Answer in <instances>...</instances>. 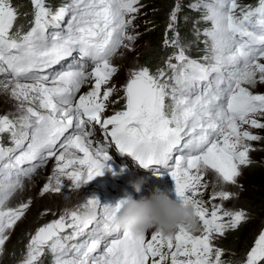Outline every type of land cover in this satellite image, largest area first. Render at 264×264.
<instances>
[{
	"label": "snow or ice",
	"instance_id": "6c2138e0",
	"mask_svg": "<svg viewBox=\"0 0 264 264\" xmlns=\"http://www.w3.org/2000/svg\"><path fill=\"white\" fill-rule=\"evenodd\" d=\"M31 4L25 30L17 24L20 6L0 0V92L16 101L18 113L0 114V256L32 203L8 204L25 178L54 158L40 195L67 196L111 170L114 144L154 175L172 178L177 199L196 209L199 234L183 226L174 235L122 229L114 218L123 199L102 203L91 197L38 227L19 264H41L46 250L52 264H264V229L243 259H224L215 240L247 222L248 214L214 203L235 195L217 190L216 182L236 185L242 166L254 163L250 142L264 140L250 130H264V92L253 90L264 85V0H193L187 7L203 11L188 43L178 31L182 3L176 0L163 41L173 51L155 71L129 69L123 96L115 100L118 89L109 84L118 67L112 58L121 48L132 50L140 35L134 21L141 0H69L55 9L48 0ZM199 43L204 55L193 58L190 49ZM66 58L72 62L53 70ZM110 100L123 106L105 116ZM88 124L98 125L108 142L94 145ZM209 170L216 182L206 202ZM65 180L71 181L68 191Z\"/></svg>",
	"mask_w": 264,
	"mask_h": 264
},
{
	"label": "rangeland",
	"instance_id": "374dc122",
	"mask_svg": "<svg viewBox=\"0 0 264 264\" xmlns=\"http://www.w3.org/2000/svg\"><path fill=\"white\" fill-rule=\"evenodd\" d=\"M20 2L23 6L25 7L29 6L32 9L31 0H20ZM208 2H210V0H208ZM239 2H243V4H250L253 2V0H239ZM174 3H176V0H174ZM15 4L16 3H14V5ZM143 9L142 11H146L145 9L144 10ZM148 11L151 13L150 9H148ZM190 11L191 12L193 11L194 15L198 19L203 9L202 11H194L190 9ZM143 18H147V16H144ZM136 19L138 20L140 18H136ZM18 21L20 22L19 19ZM147 23H148L147 21L141 22L139 26H137L135 32L141 33V35L138 39H136L133 42L132 50L122 48L112 58V61L121 67V72L118 76L115 77V82L110 84V86L115 85L118 89V91L113 95L111 100H115L117 99V97L123 96V85L126 83L128 70L143 66L144 58L142 57L141 52H143L145 48H148V46H151L150 43L154 41V37H151L149 41H144V33L146 31L145 26L147 25ZM17 24L19 23L17 22ZM200 26H202V23L199 25V27ZM164 38L165 36H160L158 38L159 43L163 46H164L163 44ZM188 42L189 41L187 40L183 41V43H188ZM151 53L153 54L156 53V50H151ZM189 55L192 56L190 52ZM0 79H3V77H0ZM253 90L256 92H264V85H258ZM111 100L109 101V106L114 107L115 104L113 105L111 103ZM15 105H16L15 100L10 98L7 94L0 92V114L8 113V112L18 114L16 113ZM117 105L123 106V101L121 100L119 103H117ZM245 127H249V126H245ZM250 130L256 134L264 136V130H260V129H250ZM3 139L4 142H6L8 138L6 139L3 138ZM262 142H264V140L250 142L253 145V148L256 149L250 153L252 160L258 159L259 161H262L263 158L259 157V154L264 155V152L261 151ZM10 143L11 142H9L8 144ZM259 147L261 148L258 149ZM54 163H55L54 158L48 159L47 165L38 168L37 171L32 175L31 179L28 178L24 179L23 189L17 190V192L8 201L9 206H16L20 202H26L29 199H31L32 203L30 204L25 215L21 218L20 221L17 222V224L11 230V234L5 245V253L2 256H0V264H19V261L23 258V255L26 252V245L29 242L31 235L35 233L38 227L43 226L45 223L50 222L54 218H57L63 209L68 207H69L68 209L74 208L80 205L81 203H83L86 198H91V197L98 198L102 203H108L110 201V198H108L110 194V190L112 194L115 193L113 188L110 185L108 186V184H106L105 180L101 176H97L92 181H89L87 184L83 185L79 190H72L70 194H68L67 196L64 191H62L59 194L49 192L41 196L40 195L41 188L43 184L47 182L48 176L51 175L54 167ZM245 171H246V166H242V174L237 178V184L232 185V184H220L219 182H216V174L213 171L209 170L206 176L204 177V179L207 182H209V188L204 191L203 199L206 202L208 201L209 195L212 191V183L216 182L217 190H219L222 187L224 190L234 193L235 195L230 197V199L227 201H220L219 199H217L216 201H214V203H222L224 208L226 209L241 210L242 206L244 205V200L248 198V192L246 188L244 189L242 188L240 182V181H244L246 184L248 181L247 177L250 176V173L249 170H247L246 172ZM112 179L113 181L116 182H119V180L121 181L120 177H114ZM64 183L66 185L64 190L68 191L67 185H70L71 181L65 180ZM90 189L92 190L90 191ZM251 190L255 191L259 189H257V187H254L251 188ZM260 191L261 192H259L258 195L264 197V192L262 190ZM169 196L175 199V197L172 194H170ZM75 199H77V201H75ZM64 200H67L66 205L64 203ZM46 209H49L51 211L48 212L47 214H42L45 212ZM262 212H264V205L262 206L258 214H255V212L254 213L247 212L249 219L247 220V222H243V224H247L248 222L250 223L242 228L241 239L240 241H238L237 248L234 251L236 254L233 253L230 245L224 247L223 249L225 250V255H224L225 260H229V259L233 261L241 260L240 256L237 254L243 247V243H242L243 238L244 241L246 242V245L249 246L248 249L250 250L251 246L254 243V240L251 243L247 241L251 236H253L256 230L260 231L261 229L264 228V217L260 218ZM68 231L71 230L69 229ZM197 234L199 233L197 232ZM223 237H218L215 240L217 246H219V243ZM223 240L224 238L222 239V241ZM52 260H53L52 254L46 250L45 254L41 259V264H52Z\"/></svg>",
	"mask_w": 264,
	"mask_h": 264
},
{
	"label": "clouds",
	"instance_id": "9594fccd",
	"mask_svg": "<svg viewBox=\"0 0 264 264\" xmlns=\"http://www.w3.org/2000/svg\"><path fill=\"white\" fill-rule=\"evenodd\" d=\"M147 34L148 31L144 35L150 40ZM128 183L136 193H142L146 178L135 176ZM121 199L124 202L115 213L114 222L122 229L134 232L157 229L165 235H174L180 226L192 232L201 229L193 205L171 198L159 186H155L147 195H140L138 199L131 193Z\"/></svg>",
	"mask_w": 264,
	"mask_h": 264
},
{
	"label": "trees",
	"instance_id": "16d2710c",
	"mask_svg": "<svg viewBox=\"0 0 264 264\" xmlns=\"http://www.w3.org/2000/svg\"><path fill=\"white\" fill-rule=\"evenodd\" d=\"M68 1L69 0H48V3L52 7H59L61 4L66 3ZM13 2L21 4L20 0H13ZM192 2L193 0H181V3H182V10L180 13L181 22H179L178 25H179V31L181 34L182 41L184 40L191 41L194 39L192 35L193 21L196 20L197 17L194 15L193 11L191 12L189 7H187V5ZM143 3L146 8L149 7L152 9L151 19L153 21L155 29L148 30L147 35L150 38L154 37L155 42H152L151 49L144 50L141 53H142V57H145V60H146L145 65H148L152 67L153 69H155L157 68L159 64L162 63V58L164 57L165 52H166L165 48H163L161 44L159 43L158 38L162 34L165 22L168 17V13L174 4V0H143ZM185 16L189 17L187 21H185L184 19ZM23 23H25V20H22V24ZM203 27L200 26V28H203ZM203 39L204 38L201 37V41ZM204 47L205 46L203 43L193 44L190 49V53L192 57L197 58V57L203 56ZM151 50H156V53L154 54L151 53ZM261 147H262L261 151L264 152V142L261 143ZM261 147H259L258 149H260ZM259 157L263 158L262 161H259L258 159H254L253 160L254 163L248 166L250 176L247 177L248 181L246 184H243V187H242L243 189L246 188L248 192V198L244 200V207L252 213L255 212V214H258L262 206L264 205V197H261L258 195V193L261 192L260 190L264 192V155L259 154ZM254 187H257V189L259 190L252 191L251 188H254ZM242 228L243 227H240L236 229L235 231H233L232 233H229L222 241V244L224 246L230 245L232 248V251H235L237 248V243L241 239ZM245 240H248V239H245ZM242 243H243V247L239 251V254H242L243 250L247 247L246 242L244 241V238L242 240Z\"/></svg>",
	"mask_w": 264,
	"mask_h": 264
},
{
	"label": "bare ground",
	"instance_id": "6f19581e",
	"mask_svg": "<svg viewBox=\"0 0 264 264\" xmlns=\"http://www.w3.org/2000/svg\"><path fill=\"white\" fill-rule=\"evenodd\" d=\"M129 180L131 179L130 177L128 178ZM126 181L127 180H119V182L122 184V185H125V183H126ZM119 182H116V185L117 186H119L120 185V183ZM109 186V185H108ZM153 186H155L154 184H153ZM92 189H90V191H91ZM84 192H85V190H84ZM79 193V192H78ZM62 194H64V193H62ZM68 195V194H67ZM61 196V195H60ZM78 196V195H77ZM71 197V196H70ZM61 198V197H60ZM134 198H135V196H134ZM65 199V198H64ZM62 200V199H61ZM72 200V199H71ZM63 201V200H62ZM75 201H77V199H75ZM61 202V201H60ZM71 202V201H70ZM82 202V201H81ZM64 203H65V205L67 204V200H64ZM78 204V203H77ZM75 205V204H74ZM73 205V206H74ZM70 206V205H69ZM72 207V206H71ZM69 208V207H68ZM71 209V208H70Z\"/></svg>",
	"mask_w": 264,
	"mask_h": 264
}]
</instances>
